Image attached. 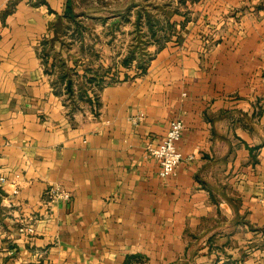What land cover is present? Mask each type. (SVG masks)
<instances>
[{
  "label": "crops",
  "instance_id": "1",
  "mask_svg": "<svg viewBox=\"0 0 264 264\" xmlns=\"http://www.w3.org/2000/svg\"><path fill=\"white\" fill-rule=\"evenodd\" d=\"M105 1L0 0V264H264V0Z\"/></svg>",
  "mask_w": 264,
  "mask_h": 264
},
{
  "label": "built area",
  "instance_id": "2",
  "mask_svg": "<svg viewBox=\"0 0 264 264\" xmlns=\"http://www.w3.org/2000/svg\"><path fill=\"white\" fill-rule=\"evenodd\" d=\"M184 129L183 120L175 117L170 121L168 130L162 140L155 146H148L149 151L159 160V175L162 178H168L175 173L177 166L183 158V154L178 148V142L182 137ZM10 184L11 192H19L18 181L16 178L9 179L5 174L0 172V188ZM53 200L69 199L70 192L60 187H55L52 192ZM21 232H33L32 226L22 225L19 228Z\"/></svg>",
  "mask_w": 264,
  "mask_h": 264
},
{
  "label": "rangeland",
  "instance_id": "3",
  "mask_svg": "<svg viewBox=\"0 0 264 264\" xmlns=\"http://www.w3.org/2000/svg\"><path fill=\"white\" fill-rule=\"evenodd\" d=\"M97 1V0H96ZM107 2L104 0H98V2L96 3L95 0H80V4L79 6L76 8L79 12H85V13H91V12H94L95 10L98 12V13H101L102 11H104V8L107 6ZM74 23H72L73 27H76L78 28L79 30H85L86 32H89V31H95L96 30V27H99L100 26V22L99 21H96V20H90V19H83L82 22H78L77 19L76 21L72 20ZM71 21V22H72ZM78 22V23H76ZM67 25V23H64V27ZM134 26V23L133 22H130L129 23V27H130V30H132V28ZM158 28H166V24H158L157 25ZM169 31V29L167 28L166 29V35H167V32ZM131 36V35H130ZM144 37L143 39H141L140 37H137V38H133L132 40V37H130V41H133L134 43H139L141 44V46H144L146 45V41L148 40V37H145V36H142ZM94 89L97 88L96 84L93 85Z\"/></svg>",
  "mask_w": 264,
  "mask_h": 264
},
{
  "label": "trees",
  "instance_id": "4",
  "mask_svg": "<svg viewBox=\"0 0 264 264\" xmlns=\"http://www.w3.org/2000/svg\"><path fill=\"white\" fill-rule=\"evenodd\" d=\"M71 13H72V16H74V13L73 12H71ZM146 24L148 27L149 36H156L157 33L159 34L160 30L166 31L167 28L170 29V27H171V25L167 22L166 28L165 27L164 28H161V27L158 28L157 25L160 24V22L158 21V19H155L150 15H148V17H147ZM167 38H168V35H166V32L164 33V35L160 33L158 38H156V41L162 44V42L164 40H166ZM148 40H149V38H148ZM147 41H146V44H147ZM138 45H139L140 49L144 48V46H141V44L138 43ZM133 56H134V54L131 53L129 55V57L124 59L123 60L124 65L129 64L131 62ZM87 79L89 82L97 84L98 88L101 87V85L103 84V79L101 78V79L97 80L94 75L89 76ZM70 80H71V74L67 70H63L58 74L56 82H60L61 84H63L67 93H72V91H73L72 80H71V82H70ZM68 82H70V87H68Z\"/></svg>",
  "mask_w": 264,
  "mask_h": 264
},
{
  "label": "water",
  "instance_id": "5",
  "mask_svg": "<svg viewBox=\"0 0 264 264\" xmlns=\"http://www.w3.org/2000/svg\"><path fill=\"white\" fill-rule=\"evenodd\" d=\"M141 16H142V12L139 11V12H138V17H137V20H136V25H137L138 27L140 26ZM69 85H70V82H69ZM0 194H1V189H0Z\"/></svg>",
  "mask_w": 264,
  "mask_h": 264
}]
</instances>
